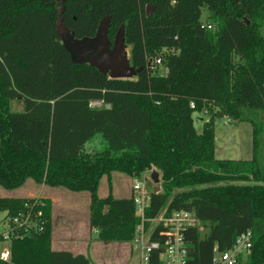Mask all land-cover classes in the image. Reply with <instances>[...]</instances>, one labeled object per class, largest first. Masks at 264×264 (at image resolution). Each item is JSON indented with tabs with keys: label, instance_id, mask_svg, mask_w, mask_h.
I'll return each instance as SVG.
<instances>
[{
	"label": "trees",
	"instance_id": "trees-1",
	"mask_svg": "<svg viewBox=\"0 0 264 264\" xmlns=\"http://www.w3.org/2000/svg\"><path fill=\"white\" fill-rule=\"evenodd\" d=\"M59 13L76 38L93 37L104 20L112 43L122 27L135 76L111 79L73 64L56 33ZM263 26L264 0H0V187L31 179L87 192L96 238L128 242L139 223L132 195L114 197L108 187L101 197L99 184L153 167L161 183L147 217L186 210L206 227L184 231L186 264H212L214 248L228 249L247 230L252 247L238 264H264ZM13 99H22L21 111L10 108ZM209 105L250 124V159L214 157L213 120L197 133L192 118ZM27 210L42 213L43 229L11 236L0 264H90L52 249L50 199L0 197L5 223ZM159 230L151 241L161 242ZM148 264H162L159 250Z\"/></svg>",
	"mask_w": 264,
	"mask_h": 264
},
{
	"label": "rangeland",
	"instance_id": "rangeland-1",
	"mask_svg": "<svg viewBox=\"0 0 264 264\" xmlns=\"http://www.w3.org/2000/svg\"><path fill=\"white\" fill-rule=\"evenodd\" d=\"M207 16V10L204 9L202 12V20L204 22H207L206 20ZM262 34L264 35V26L262 28ZM126 45V50L130 51V46L128 44ZM159 72L165 73V69L160 68ZM98 102H91V106H98ZM23 107V101L22 99H13L10 102V108L13 111H21ZM204 111V112H203ZM217 108L213 105H209L205 107V110L202 111H194L192 113L193 118V125L197 133H200L202 130L203 122L208 119H212L214 123V129H215V143H214V157L218 159H234V160H244V159H250L252 156V146H251V126L247 122H239L235 121L234 119L220 115L216 113ZM263 129H264V123H263ZM99 138L95 137L92 139L88 144L87 147H97L98 146V140ZM144 173L147 174V170L142 172V174L138 177L140 181L144 179ZM159 174V173H158ZM148 176L146 175V179ZM159 188L161 183V177L159 174ZM148 180V181H147ZM146 182L148 184V189L151 190V188L155 185H153V182L151 180L147 179ZM131 182L132 178L123 174L114 172L110 176H103L99 188L98 193H103L106 190H108V187H112L113 184H116L118 188L120 189V192L118 195H126L129 193V188L131 192ZM43 184H38L32 181L31 179L25 180L18 188L7 190L2 187H0V197L2 196H15V197H24V198H42L38 195V190L42 187ZM41 186V187H40ZM46 186V185H45ZM46 190L51 188H59L60 193H63L62 199H59V202L57 203V206L54 209L55 214V246L57 242L60 244V240H66L67 241H78L76 247H83L84 242L89 241L87 237H85L88 234L90 235V238H96V231L92 232L90 231L89 226V214H88V206L86 203L85 198L83 195L78 194L77 192L70 191L66 188L61 187H45ZM17 192H15V191ZM50 190V189H49ZM83 194L88 195L87 192H83ZM131 194V193H130ZM85 195V196H86ZM53 209V207H52ZM88 214V223H86L87 219L86 216ZM53 215V214H52ZM5 212L0 211V232L3 231L5 228ZM90 228V229H89ZM206 231V227H202V233ZM52 236V234H51ZM98 242L97 238L95 239ZM70 241V242H71ZM93 241V240H91ZM63 243V242H62ZM121 245H118V244ZM129 249L131 251L130 261H135V263L140 261V258L138 257L139 251L133 247L132 241H128ZM101 246V243H99ZM0 246L8 248V241L0 242ZM96 247V246H95ZM75 247H72L74 249ZM99 247V249L96 250L95 253H97V256L103 257L106 253L109 258H113L115 256V253L119 250L120 252L125 251V244L122 242H109L107 245L108 251L104 252L103 248ZM78 250L77 248L74 249ZM89 250L92 252L93 247L92 245L89 247ZM95 251V250H94ZM246 260V256L243 257L240 262L243 263Z\"/></svg>",
	"mask_w": 264,
	"mask_h": 264
},
{
	"label": "built area",
	"instance_id": "built-area-1",
	"mask_svg": "<svg viewBox=\"0 0 264 264\" xmlns=\"http://www.w3.org/2000/svg\"><path fill=\"white\" fill-rule=\"evenodd\" d=\"M207 28H211V26H207ZM153 62L160 64V59L155 58ZM190 107H194L192 102ZM153 171L156 170L152 167L147 170V174L144 173L142 181L138 179V176H134L131 182V195L135 207L134 215L139 220L131 240L133 247L139 251L140 261L135 264H148L149 254L152 250H159V260L162 264H186L188 250L184 231L187 228L196 227L199 232H202L203 226L192 212L186 210L167 212V209L164 208L158 215L147 217L150 194L154 192V186L151 190L148 189L146 180H151L150 174ZM146 175L148 176L147 179ZM41 216L42 213L39 210L35 213L32 210H27L13 216L5 223V228L0 232V242L8 241L11 236L18 234L19 230L25 234L40 232L43 229ZM158 227H160L158 235L163 239L161 242L151 241V236ZM251 247L252 233L247 230L239 234L228 249L219 251L214 248L212 264H238L240 259L250 253ZM8 259V248L0 246V260L8 261Z\"/></svg>",
	"mask_w": 264,
	"mask_h": 264
},
{
	"label": "water",
	"instance_id": "water-1",
	"mask_svg": "<svg viewBox=\"0 0 264 264\" xmlns=\"http://www.w3.org/2000/svg\"><path fill=\"white\" fill-rule=\"evenodd\" d=\"M151 9L152 6H146L147 16L150 15ZM55 29L73 64H88L99 72L107 74L111 79H130L135 76L136 70L130 64L122 27L116 32L112 43L108 40L107 24L104 20L99 22L93 37L76 38L64 26L59 13L55 22ZM105 107L109 108V105L106 104ZM150 178L155 185L154 192H159L158 172L153 171ZM106 209L107 207L104 208V210Z\"/></svg>",
	"mask_w": 264,
	"mask_h": 264
},
{
	"label": "crops",
	"instance_id": "crops-1",
	"mask_svg": "<svg viewBox=\"0 0 264 264\" xmlns=\"http://www.w3.org/2000/svg\"><path fill=\"white\" fill-rule=\"evenodd\" d=\"M41 186H40L41 188L38 190V195L40 197H42V198L50 199L51 202H52V207H53V209H52V214H53L52 215V236H51V247H52L53 250H65V251H70L73 254H82V255H84L85 257L88 258L90 264H134V262H135L134 260L133 261L129 260L130 256H131V251L129 249V245H128L129 243L128 242H122V243L125 244V251L124 252L122 251L120 253H119V251H121V250L117 251L115 253V256H113V258H109V256L106 255V253L104 254L103 257H101V256L98 257L97 253H95L96 250L99 249V247H102L104 252L108 251L107 245H108L109 242H103V241L98 242V241L95 240L96 238L91 239L90 235L88 234V232H87V235L85 237L88 236L87 239L89 241L84 242L83 247L82 246L76 247L75 244H77L78 241H71L70 240L71 242L70 241L65 242L66 240L62 241L60 239H59L60 244H59V242H57V244L55 246V240L54 239H55L56 236H54V234H55V230H54L55 229V223H54V220H55V214L54 213L55 212H54V209L57 206V203L59 202V199H62V196L64 194L60 193L59 188H55V189L49 188L50 190L49 189L46 190V188H45L46 186L45 185H41ZM111 191H112V195L114 197H128L130 195V193H131L130 192V188H129V193L128 194H126V195H118V193L120 192V189L118 188V186L116 184H113V186L111 188ZM15 192H17V191H15ZM78 194L83 195V197L86 200L87 206H88V204H89V195L83 194V192H79ZM107 194H108V190H106L103 193H98V195L101 196V197H104ZM18 197H20V196H18ZM88 214L86 216V219H87L86 223H88ZM90 231L95 232L94 229H90ZM91 240H93V241H91ZM99 243H101V246H100ZM91 245L93 247V251L92 252L89 250V247ZM118 245H121V244L119 243ZM72 247H75L78 250L74 251L75 248L72 249Z\"/></svg>",
	"mask_w": 264,
	"mask_h": 264
}]
</instances>
